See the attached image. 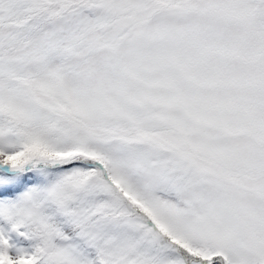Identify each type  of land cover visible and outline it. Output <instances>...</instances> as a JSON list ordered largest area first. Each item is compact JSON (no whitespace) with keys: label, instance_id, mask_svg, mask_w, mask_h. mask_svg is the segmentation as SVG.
Listing matches in <instances>:
<instances>
[{"label":"snow or ice","instance_id":"1","mask_svg":"<svg viewBox=\"0 0 264 264\" xmlns=\"http://www.w3.org/2000/svg\"><path fill=\"white\" fill-rule=\"evenodd\" d=\"M0 264H264V0H0Z\"/></svg>","mask_w":264,"mask_h":264}]
</instances>
